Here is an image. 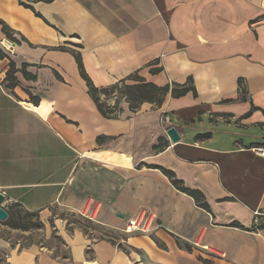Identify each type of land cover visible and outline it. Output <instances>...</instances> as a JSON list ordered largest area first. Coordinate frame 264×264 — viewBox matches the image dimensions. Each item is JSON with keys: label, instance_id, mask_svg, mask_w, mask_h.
<instances>
[{"label": "crops", "instance_id": "crops-1", "mask_svg": "<svg viewBox=\"0 0 264 264\" xmlns=\"http://www.w3.org/2000/svg\"><path fill=\"white\" fill-rule=\"evenodd\" d=\"M22 2L31 9L0 0L18 41L0 27V193L8 215L37 214L44 239L0 222L6 264H264V0ZM73 53L97 88L136 75L191 89L135 113L121 100L118 118H103ZM83 207L104 236L66 226ZM141 213L149 231L126 233ZM51 235L61 253L44 246Z\"/></svg>", "mask_w": 264, "mask_h": 264}, {"label": "trees", "instance_id": "trees-1", "mask_svg": "<svg viewBox=\"0 0 264 264\" xmlns=\"http://www.w3.org/2000/svg\"><path fill=\"white\" fill-rule=\"evenodd\" d=\"M28 3L31 2H39L41 0H26ZM19 4L26 8L31 9L30 6L26 5L22 0H19ZM0 27L2 29V32L7 40H10L14 44L18 43L17 40L13 39L12 37V31L4 25L2 21H0ZM73 56L75 58L76 65L78 66L79 75L82 80H84L86 88H87V94L90 96L92 102L95 105V108L99 111L101 116L103 118L107 119H117L121 108H119V103L121 100L125 101L128 104L129 110L132 113H135L139 110L140 105L142 103L150 102L154 103L156 106L161 107V104L163 103L164 99L170 94L171 97L175 96H183L185 95L189 89H188V83L185 86H176L178 89L171 88L169 89L168 86L164 87H156L152 83H145L144 80L141 78H138L136 75L131 76L130 80L135 81V84L127 85L125 84V81H119L117 84L103 87V88H97L93 85L92 81L89 79V77L86 75L84 71V67L81 63V57L77 53H73ZM5 57V54H3L0 50V59ZM10 70L8 71L6 78L10 82H14V68L12 63H9ZM189 79V84H190ZM119 91L121 93V96L118 97V99L115 100L113 106L108 105L109 95L114 94L115 92ZM100 138L98 139V142H100ZM163 138H160L158 140L159 144L162 142ZM156 148V146L154 147ZM155 169H158L164 174L166 177H168L174 186L176 190H179L191 198L194 199L195 203L201 207L204 210H207L208 206L204 204L203 196L199 191L195 190H189L186 189L183 186V183L180 180H176L173 175L166 171L165 169H161L158 167H153ZM28 218H34L35 220L38 219L37 214H30L28 212L24 211H15V213L12 215L9 214L7 220L5 221L6 224L10 225L12 229L16 230H24L26 231L28 228H30V225H27L26 220Z\"/></svg>", "mask_w": 264, "mask_h": 264}, {"label": "rangeland", "instance_id": "rangeland-1", "mask_svg": "<svg viewBox=\"0 0 264 264\" xmlns=\"http://www.w3.org/2000/svg\"><path fill=\"white\" fill-rule=\"evenodd\" d=\"M121 96V93L119 91L115 92L114 94H110L109 100L108 101H115L118 99V97ZM95 209L94 208H89L88 210L83 207L81 210L78 212H75L72 215H69L67 217H64L66 220V226L68 225H73V227L80 228L87 237L89 238H94L95 236H104V230L102 226L99 224V222L96 220V214L94 213ZM15 213V212H14ZM27 225H30V228H28L26 231L29 232L28 237L32 236L34 239H37L38 241H42L44 238H42L43 235V224L38 220L34 218H28L26 220ZM8 225V224H6ZM10 228L11 226L8 225ZM21 231V230H20ZM24 231V230H22ZM23 237V235H22ZM20 237V238H22ZM19 238V239H20ZM24 238V237H23ZM45 247H53L56 252L61 253V248L60 246L62 243L60 242V238L51 235V241L48 243H43ZM0 264H6L4 258L2 256L0 257Z\"/></svg>", "mask_w": 264, "mask_h": 264}, {"label": "built area", "instance_id": "built-area-1", "mask_svg": "<svg viewBox=\"0 0 264 264\" xmlns=\"http://www.w3.org/2000/svg\"><path fill=\"white\" fill-rule=\"evenodd\" d=\"M14 46V44L12 43H8L7 46L5 47V49L7 51H10L11 47ZM160 121V125L163 128V132L165 134V131L170 128L168 127V124L170 123V120L168 118V116L166 114H162L161 118L159 119ZM258 153L260 154V156H264V149H260L258 150ZM260 216L259 213L255 214V217ZM152 220H151V215L148 216L145 213H141L139 216L136 217V219L130 220L128 221L127 226L125 227L124 231L126 233H136V232H141V233H145L147 231H149L150 225L152 224ZM193 246L200 248L202 251L206 252L207 254L214 256V257H219V258H223L224 254L219 252L217 249L212 248V247H207V246H202L200 245L199 242L195 241L193 243Z\"/></svg>", "mask_w": 264, "mask_h": 264}, {"label": "water", "instance_id": "water-1", "mask_svg": "<svg viewBox=\"0 0 264 264\" xmlns=\"http://www.w3.org/2000/svg\"><path fill=\"white\" fill-rule=\"evenodd\" d=\"M165 135L169 138L170 142L175 144L180 140V135L177 133V131L173 128L170 127L165 131ZM4 201L3 195L0 193V222H4L7 220L8 214L6 211L3 210L2 208V203Z\"/></svg>", "mask_w": 264, "mask_h": 264}]
</instances>
